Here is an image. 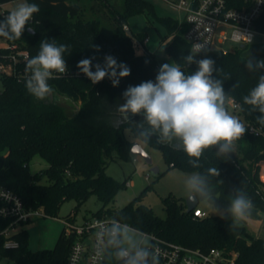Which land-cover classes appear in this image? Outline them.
Returning a JSON list of instances; mask_svg holds the SVG:
<instances>
[{
  "label": "trees",
  "instance_id": "16d2710c",
  "mask_svg": "<svg viewBox=\"0 0 264 264\" xmlns=\"http://www.w3.org/2000/svg\"><path fill=\"white\" fill-rule=\"evenodd\" d=\"M10 1L13 0H0V5ZM83 1L29 0L39 4L40 12L29 21L22 38L2 37L7 46L0 48V56L12 53L11 46L15 45L28 51L30 59L38 53L42 39H55L58 45H70L72 51L70 55L64 54L68 73L56 74L58 78L49 80L54 92L46 100H37L27 92L25 83L29 73L21 77L0 73V184L19 195L27 207L42 208L50 216H56L66 201L74 199L80 206L96 195L102 206L94 215H111L139 230L190 248L237 251L236 264H264V238L251 237L242 222L239 227L231 228L230 218L210 214L199 218L194 215V209L187 211V206L173 195L163 198L165 217L141 202L144 192L122 208L110 207L127 181L108 174V164L115 158L130 160L133 144L145 143L138 138L135 124L124 120L118 111L124 102L122 93L129 85L154 81L160 67L156 53L145 46L147 36L126 32L128 19L138 14L148 15V24L159 23L172 37L166 52L181 64L186 74L195 71L197 66L186 67L183 61L191 50L184 37L186 25L172 17L158 15L149 0H118L116 3L99 0L115 21L112 32L103 30L102 22L92 17L93 0H89L90 4ZM9 12L0 14V20ZM28 27L34 31H28ZM135 40L143 45L144 53H136ZM92 45L99 46L100 50L96 51ZM106 55L131 69V74L122 78L117 87H113L108 78L92 84L76 67L81 59L92 57L93 66H103ZM248 56L264 59V43L234 47L226 52L210 49L199 53L196 59L207 57L215 61L216 68L222 71L214 73V77L225 80L224 90L239 104L238 111L244 120L259 125L256 116L260 113H250V106L243 105L242 97L258 83V76L264 71L248 72L243 64ZM26 63L27 60L18 63L17 69L24 71ZM92 70L95 71V67ZM236 83L238 87L233 89ZM59 97L70 100L73 111L59 103ZM130 119L139 123L142 117L130 115ZM146 144L159 146L169 165L187 172L217 167L220 176L213 178V187L221 208H227L229 196L241 188L254 203L251 215L264 214V181L259 174V162L264 160V137L247 130L235 142V152L228 158L217 157L214 149H206L199 169L188 163L189 157L178 142L162 144L153 137ZM36 157L46 161L48 167L33 172L31 164ZM155 175L159 176L160 171ZM10 223V219L0 216V258L8 259V264H63L66 261L73 238L65 236L64 231L54 248L34 251L29 247V231L21 229L12 236L19 246L6 248L7 238L1 231Z\"/></svg>",
  "mask_w": 264,
  "mask_h": 264
},
{
  "label": "clouds",
  "instance_id": "9594fccd",
  "mask_svg": "<svg viewBox=\"0 0 264 264\" xmlns=\"http://www.w3.org/2000/svg\"><path fill=\"white\" fill-rule=\"evenodd\" d=\"M40 12L39 4L19 3L2 20H0V37L9 40H19L34 14ZM28 31H34L28 27ZM251 44V37L244 35ZM99 51V46L92 45ZM71 46L57 44L55 39H42L38 53L27 60L25 71L29 73L25 87L27 92L37 100H46L54 92L49 80L58 78L56 74L65 75L69 66L65 53L71 54ZM206 51L203 45L196 44L189 54L183 57L185 66L195 64L196 70L186 74L178 62L160 65L155 80L143 81L138 85H129L122 93L124 102L118 111L126 121L136 126L137 136L145 143L153 137L159 143L171 144L178 142L189 157L188 163L196 169L202 167L200 159L206 149H214L217 157L228 158L235 152V142L244 136L248 130L245 124L227 109L230 100L225 92V80L214 77L221 72L216 68L211 58L196 59L197 55ZM94 57L81 59L76 67L92 84H97L108 78L113 87H117L122 78L131 74V69L125 63H118L106 55L103 66H93ZM147 63V61H146ZM248 72L264 71V59L256 60L248 56L243 61ZM95 67V71L92 68ZM225 79H230L226 77ZM238 87V83L233 89ZM243 105L250 106V113H260L256 122L264 127V74H259L258 83L242 97ZM243 111V107H241ZM141 116L136 123L130 119ZM138 146L133 145L132 150ZM220 176L217 167H208L203 172L196 171L187 175L184 187L190 202L198 201L207 204L214 214L221 219H231V228H237L240 223L251 215L254 203L247 193L237 188L229 196L227 208H221L217 203L213 187V178ZM223 183V181H217ZM221 211L226 215H220ZM96 243L101 241L109 258L117 264H159V256L154 250L151 238L144 233H138L127 223L113 219L104 224L96 232Z\"/></svg>",
  "mask_w": 264,
  "mask_h": 264
},
{
  "label": "built area",
  "instance_id": "2783aa9c",
  "mask_svg": "<svg viewBox=\"0 0 264 264\" xmlns=\"http://www.w3.org/2000/svg\"><path fill=\"white\" fill-rule=\"evenodd\" d=\"M162 1L183 12V19L179 22L186 25L184 37L191 50L196 44L203 45L206 51L219 49L226 52L230 49H224L222 46L227 43L232 45L231 49L264 43V0ZM244 35L251 37V44L244 39ZM148 40L147 37L145 42ZM139 45L142 46L135 40L137 49ZM6 46L7 43L2 47ZM11 49L12 53L0 56V73L27 76L28 73L25 70L19 71L17 65L29 59V52L20 50L15 45L11 46ZM230 100L234 103V108L238 109L239 104L232 98ZM245 127L249 133L264 137V127L251 122H246ZM261 179L264 181V177ZM194 215L204 218L208 213L196 207ZM0 216L11 220L9 226L1 231L7 238L5 247L16 248L19 242L12 239V236L21 230H18V227L37 217L49 215L42 208L27 207L19 195L0 184ZM113 219L119 220L108 214H92L78 221V214L73 212L63 220L66 225L65 236L73 238L69 254L63 264H116L113 258L108 257L104 243L102 241L96 243L95 235L100 227L109 224ZM129 226L151 238L154 250L159 256V264H236L239 256L237 251H226L216 247L207 251L190 248Z\"/></svg>",
  "mask_w": 264,
  "mask_h": 264
},
{
  "label": "rangeland",
  "instance_id": "374dc122",
  "mask_svg": "<svg viewBox=\"0 0 264 264\" xmlns=\"http://www.w3.org/2000/svg\"><path fill=\"white\" fill-rule=\"evenodd\" d=\"M116 3L118 0H113ZM153 3L156 12L160 16H169L178 21L183 19V12L162 0H149ZM24 2V0H13L0 5V14L5 11L13 10L17 4ZM28 3L29 0H27ZM82 3L90 4L89 0H84ZM94 11H91L92 17L98 18L102 22V28L106 32H112L115 28V21L107 8L104 7L99 0H93L92 3ZM96 11V12H95ZM98 12V13H97ZM90 13L88 12V15ZM148 15L138 14L131 16L128 19V26L133 33H144L149 37V42L146 47L149 51L155 52L157 60L160 65L175 61L167 52L166 46L172 40L167 30L159 23L148 24ZM163 37V38H162ZM259 40V38H258ZM6 41L0 37V47L4 46ZM224 49H231L232 45L227 43L222 46ZM136 53H142L139 48L135 46ZM139 54V55H140ZM59 103L64 104L70 111H73V103L63 97H59ZM228 111L237 116L245 125L246 121L239 113L238 109L234 108V103L231 100L227 103ZM128 133V132H127ZM134 140V138H132ZM139 142V141H138ZM147 153L152 158V163L149 164L146 160L137 154L132 153L130 160H123L115 158L110 161L107 167V173L119 181L126 180V185L119 191L115 200L110 204L111 208L119 209L128 204L134 198L143 193L141 202L152 207L155 214L165 217L163 198L168 195H173L186 205L188 195L184 187V181L187 175L193 172H187L178 167L169 165L163 154V150L159 146L149 145L140 142ZM260 177H264V160L259 162ZM48 167V163L39 157H36L31 164L33 172ZM152 167H159L160 175L156 176L152 172ZM76 200L66 201L56 216L37 217L33 221L23 223L18 227L19 229H27L29 231V247L34 250L52 249L55 247L60 234L64 231L66 225L63 220L67 219L73 212L78 214V221L92 215L98 211L102 202L96 195H92L87 201L77 206ZM199 208L203 209L210 215L214 214L212 209L200 202ZM223 214L221 211L220 215ZM242 223L245 225L251 237L264 238V214L259 213V216H248ZM10 262L6 258H0V264H8Z\"/></svg>",
  "mask_w": 264,
  "mask_h": 264
},
{
  "label": "water",
  "instance_id": "95a60500",
  "mask_svg": "<svg viewBox=\"0 0 264 264\" xmlns=\"http://www.w3.org/2000/svg\"><path fill=\"white\" fill-rule=\"evenodd\" d=\"M125 30L129 35H132V31L128 25H125ZM133 145H137L138 147L136 148V150H132V148H131V152L134 154L142 156L146 160L147 163L151 164L152 158L147 153V151L144 149V147L141 145V143L135 142ZM151 170L154 174H157L160 171L159 167H152ZM198 204H199L198 201L192 203L187 198V201H186L187 211H189V212L192 211L194 208H196L198 206Z\"/></svg>",
  "mask_w": 264,
  "mask_h": 264
},
{
  "label": "crops",
  "instance_id": "0c3cea01",
  "mask_svg": "<svg viewBox=\"0 0 264 264\" xmlns=\"http://www.w3.org/2000/svg\"><path fill=\"white\" fill-rule=\"evenodd\" d=\"M149 38V37H148ZM150 40V39H149ZM149 40L147 41V42H145V46H146V44L149 42ZM6 45V44H5ZM140 47H139V50L142 52V53H144V47H143V45L141 46V45H139ZM141 53V54H142ZM137 54H140V53H137Z\"/></svg>",
  "mask_w": 264,
  "mask_h": 264
}]
</instances>
